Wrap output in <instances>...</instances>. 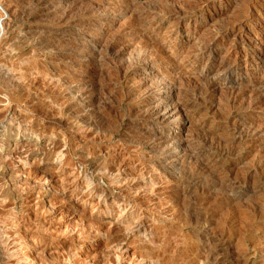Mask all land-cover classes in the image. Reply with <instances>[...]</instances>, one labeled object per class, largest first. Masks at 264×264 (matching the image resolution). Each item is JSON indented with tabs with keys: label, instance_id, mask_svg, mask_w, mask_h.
<instances>
[{
	"label": "rangeland",
	"instance_id": "rangeland-1",
	"mask_svg": "<svg viewBox=\"0 0 264 264\" xmlns=\"http://www.w3.org/2000/svg\"><path fill=\"white\" fill-rule=\"evenodd\" d=\"M0 1V264H264V0Z\"/></svg>",
	"mask_w": 264,
	"mask_h": 264
},
{
	"label": "bare ground",
	"instance_id": "bare-ground-1",
	"mask_svg": "<svg viewBox=\"0 0 264 264\" xmlns=\"http://www.w3.org/2000/svg\"><path fill=\"white\" fill-rule=\"evenodd\" d=\"M69 1H70V0H69ZM132 1H133V0H132ZM72 2H73V1H72ZM74 2H75V1H74ZM74 2L71 3V4H75V3H76V2H75V3H74ZM126 2H127V1H126ZM66 3H70V2H67V1H66ZM71 4H70V5H71ZM78 4H80V2H79ZM66 5H67V4H66ZM66 5H65V6H66ZM70 5H68V6H70ZM75 5H77V4H75ZM75 5H74L73 7H75ZM71 6H72V5H71ZM88 6H89V5H88ZM88 6H86V7H88ZM92 6L94 7L93 3H92ZM0 7H1V8L4 7V6L2 7L1 1H0ZM86 7H85V9H87ZM97 7L99 8V5H98ZM120 7H121V6H120ZM4 8H5V7H4ZM7 8H8V7H7ZM7 8H5V9H7ZM66 8H67V7H66ZM69 8H70V7H69ZM90 8H91V7H90ZM90 8H89V9H90ZM70 9H71V8H70ZM89 9H88V10H89ZM120 9H122V8H120ZM248 9H249V8H248ZM55 10H56V9H55ZM67 10H68V8H67ZM71 10H72V9H71ZM88 10H87V11H88ZM94 10H95V9H94ZM148 10H149V9H148ZM148 10H147V11H148ZM6 11H7V10H6ZM73 11H74V10H73ZM89 11H90V10H89ZM91 11H92V10H91ZM121 11H123V9H122ZM127 11H128V10H127ZM129 11H130V10H129ZM129 11H128V12H129ZM150 11H151V10H149L148 12H150ZM248 11H249V10H248ZM66 12H67V11H66ZM94 12H95V11H94ZM124 12H125V11H124ZM152 12H153V11H152ZM245 12H246V11H245ZM53 13H54V12H53ZM68 13H69V12H68ZM95 13H96V12H95ZM122 13H123V12H122ZM126 13H127V12H126ZM126 13H124V14H126ZM63 14H64V13H63ZM66 14H67V13H66ZM97 14H99V13L97 12ZM124 14H122V15H124ZM144 14H146V13H144ZM237 14H238V13H237ZM252 14H253V13H252ZM74 15H75V14H74ZM104 15H105V14H104ZM137 15H138V14H137ZM247 15H248V14H247ZM7 16H8V15H7ZM63 16H64V15H63ZM68 16H69V15H68ZM101 16H102V15H101ZM101 16H100V17H101ZM108 16H109V15H108ZM114 16H116V15H114ZM130 16H131V15H130ZM151 16H152V15H151ZM248 16H249V15H248ZM58 17H59V16H58ZM105 17H106V16H105ZM128 17H129V16H128ZM128 17H127V18H128ZM114 18H115V17H114ZM131 18H132V16H131ZM131 18H130V19H131ZM136 18H137V17H136ZM138 18H141V17L138 16ZM148 18H149V17H148ZM148 18H146V19H148ZM154 18H155V14H154ZM156 18H157V17H156ZM65 19H66V18H65ZM146 19H145V20H146ZM152 19H153V18H152ZM176 19H177V18H176ZM176 19H175V21H176ZM238 19H239V18H238ZM137 20H138V19H137ZM142 20H143V19H142ZM171 20H172V19H171ZM61 21H62V20H61ZM128 21H129V20H128ZM133 21H134V20H133ZM173 21H174V20H173ZM175 21H174V22H175ZM178 21H179V20H178ZM130 22H132V21H130ZM134 22H135V21H134ZM141 22H142V21H141ZM141 22H140V23H141ZM156 22H157V21H156ZM158 22H159V21H158ZM165 22H166V21H165ZM174 22H173V23H174ZM126 23H127V22H126ZM128 23H129V22H128ZM176 23H177V22H176ZM243 23H244V22H243ZM243 23H242V24H243ZM123 25H124V24H123ZM123 25H120V26L123 27ZM135 25H136V24H135ZM137 25H138V24H137ZM149 25H150V24H149ZM154 25H155V24H154ZM144 26H145V25H144ZM155 26H156V25H155ZM172 26H173V25H172ZM232 26H233V25H232ZM6 27H7V26H6ZM130 27H131V26H130ZM135 27H137V26H135ZM149 27H150V26H149ZM153 27H154V26H153ZM153 27H152V28H153ZM176 27H177V25H176ZM230 27H231V26H230ZM118 28H119V27H118ZM118 28H117V29H118ZM126 28H128V30H130V33H131V29H129V27H126ZM132 28H133V26H132ZM177 28H178V27H177ZM243 28H244V27H243ZM3 29H4V28H3ZM119 29H121V28H119ZM124 29H125V28H124ZM144 29H145V28H144ZM228 29H229V28H228ZM237 29H238V28H237ZM241 29H242V28H241ZM136 30H137V29H136ZM139 30H141V29L139 28ZM142 30H143V29H142ZM142 30H141V31H142ZM176 30H177V29H176ZM125 31H127V30H125ZM125 31H123L122 33H124ZM141 31H140V32H141ZM117 32H119V30H118ZM132 32H133V31H132ZM135 32H136V31H135ZM2 33H3V32H2ZM5 33H6V32H5ZM122 33H121V34H122ZM141 33H142V32H141ZM223 33H224V32H223ZM117 34H118V33H117ZM114 35H116V34H114ZM114 35H113V36H114ZM217 35H218V34H217ZM233 35H234V34H233ZM121 36H122V35H121ZM133 36H134V34H133ZM137 36H138V35H137ZM166 36H167V35H166ZM225 36H226V35H225ZM234 36H235V35H234ZM3 37H4V36H3ZM114 37H115V36H114ZM131 37H132V36H131ZM221 37H222V36H221ZM262 37H263V36H262ZM117 38H119V36H118ZM134 38H135V36H134ZM212 38H213V37H212ZM110 39H111V38H109V40H110ZM128 39H129V38H128ZM128 39H127V40H128ZM215 39H216V38H215ZM253 39H254V38H253ZM119 40H120V39H119ZM123 40H124V39H123ZM123 40H122V41H123ZM207 40H208V39H207ZM225 40H226V38H225ZM110 41H111V40H110ZM263 41H264V40H263ZM108 42H109V41H108ZM108 42H105V43H106L105 45L108 44V46H109V43H108ZM114 42H115V41H114ZM127 42H128V41H127ZM221 42H222V41H221ZM238 42H239V40H238ZM122 43H123V42H122ZM208 43L211 44L210 41H209ZM231 43H233V41H232ZM254 44H255V43H254ZM117 45H118V44H117ZM124 45H125V44H124ZM258 45H259V44H258ZM102 46H103V45H102ZM114 46H115V45H114ZM204 46H205V45H204ZM232 46H233V45H232ZM261 46H262V45H261ZM109 47H110V46H109ZM118 47H121V45L118 46ZM123 47H124V46H123ZM125 47H127V46H125ZM197 47H198V46H197ZM201 47H202V46H201ZM258 47H260V46H258ZM258 47H257V48H258ZM263 47H264V46H263ZM104 48H105V46H104ZM111 48H112V47H111ZM129 48H130V46H129ZM177 48H178V47H177ZM231 48H232V47H231ZM260 48H261V47H260ZM107 49H108V48H107ZM115 49H116V48H115ZM115 49H114V50H115ZM117 49H118V48H117ZM117 49H116V50H117ZM121 49H122V47H121ZM121 49H120V50H121ZM127 49H128V47H127ZM175 49H176V48H175ZM198 49H199V48H198ZM198 49H197V50H198ZM202 49H203V47H202ZM215 49H216V48H215ZM229 49H230V48H229ZM102 50H103V49H102ZM116 50H115V51H116ZM120 50H119V51H120ZM131 50H132V49H131ZM137 50H138V48H137ZM169 50H170V49H169ZM203 50H204V49H203ZM110 51H111V50H110ZM112 51H113V50H112ZM115 51H114V52H115ZM117 51H118V50H117ZM123 51H124V50H123ZM123 51H122V53H123ZM140 51L142 52V50H140ZM144 51H145V50H144ZM144 51H143V52H144ZM162 51H163V50H162ZM207 51H208V50H207ZM129 52H132V51H129ZM145 52H146V51H145ZM149 52H150V51H149ZM208 52H209V51H208ZM208 52H207V53H208ZM105 53H106V52H105ZM112 53H113V52H112ZM115 53H116V52H115ZM115 53H114V54H115ZM139 53H140V52H139ZM152 53H153V52H152ZM154 53H155V51H154ZM159 53H160V52H159ZM198 53H199V52H198ZM107 54H108V53H107ZM118 54H119V53H118ZM127 54H130V53L127 52ZM146 54H147V53H146ZM150 54H151V53H150ZM165 54H166V53L164 52V56H165ZM168 54H169V52H168ZM170 54H171V53H170ZM176 54H177V53H176ZM179 54H180V53H179ZM213 54H214V53H213ZM102 55H103V53H102ZM109 55H110V53H109ZM120 55H121V52H120ZM120 55H119V56H120ZM140 55H141V54H139V56H140ZM154 55H157V54H154ZM154 55H153V56H154ZM158 55H159V54H158ZM161 55H162V53H161ZM224 55H226V54H224ZM111 56H112V55H111ZM111 56H110V57H111ZM113 56H114V55H113ZM122 56H123V55H122ZM122 56H121V57H122ZM124 56H125V54H124ZM148 56H149V55H148ZM153 56H151V57H153ZM166 56H167V55H166ZM166 56H165V58H166ZM168 56H169V55H168ZM110 57H109V58H110ZM115 57H116V55H115ZM115 57H114V58H115ZM121 57H120V58H121ZM126 57H129V55L125 56V61H124V62H126V59H127ZM134 57H135V59H137L136 55H135ZM154 57H155V56H154ZM154 57H153V58H154ZM160 57H162V56H160ZM169 57H170V56H169ZM223 57H224V56H223ZM117 58H118V57H117ZM120 58H119V60H120ZM129 58L132 59L133 56H132V57L130 56ZM129 58H128V60H129ZM146 58H147V56H146ZM146 58H145V59H146ZM167 58H168V57H167ZM167 58H166V59H167ZM220 58H221V57H220ZM122 59H124V58H122ZM138 59H139V58H138ZM149 59H151V58H149ZM149 59H148V60H149ZM157 59H158V58H157ZM161 59H163V58H161ZM166 59H165V60H166ZM228 59H229V58H228ZM110 60H112V59L110 58ZM115 60H116V59H115ZM115 60H114V61H115ZM174 60H175V59H174ZM108 61H109V60H108ZM144 61H146V60H144ZM149 61H150V63L152 62L151 60H149ZM156 61H157V60H156ZM158 61H159V59H158ZM158 61H157V62H158ZM167 61L169 62V60H167ZM170 61H171V60H170ZM218 61H219V60H218ZM119 62L122 63L121 60H120ZM119 62H118V63H119ZM131 62H132V61H131ZM133 62H134V59H133ZM136 62H137V61H136ZM136 62H134V63H136ZM139 62H141V61L139 60ZM163 62H164V61H163ZM172 62H173V61H172ZM223 62H224V61H223ZM223 62L221 63L220 67L223 65ZM128 63H129V61H128ZM144 63H145V62H144ZM155 63H156V62H155ZM162 64H163V63H162ZM170 64H173V63H170ZM175 64H176V62H175ZM217 64H218V63H217ZM226 64H228V63H226ZM115 65H116V64H115ZM118 65H119V64H118ZM125 65H127V64H125ZM152 65H153V64H152ZM157 65H158V64H156V66H157ZM160 65H161V64H160ZM116 66H117V65H116ZM122 66H123V65H122ZM165 66H169V65L167 64V65H165ZM228 66H229V65H228ZM120 67H121V65H120ZM127 67H128V66H126V67H121V68L124 69V68H127ZM158 67H160V66L158 65ZM218 67H219V66H218ZM223 67H225V66H223ZM226 67H227V65H226ZM117 68H118V67H117ZM117 68H116V69H117ZM216 69H217V68H216ZM118 70H119V69L115 70V72L118 71ZM121 70H122V69H121ZM221 70H222V69H221ZM224 70H225V69H224ZM228 70H229V68H228ZM122 71H124V70H122ZM126 71H127V69H126ZM126 71H125V72H126ZM225 71H226V70H225ZM226 72H228V71H226ZM118 73H119V72H118ZM130 73H131V72H130ZM162 73H163V72H162ZM165 73H166V72H165ZM220 73H221V72H219V75H220ZM222 73H223V72H222ZM115 74H116V73H115ZM119 74H122V73H119ZM124 74H125V73H124ZM157 74H158V73H157ZM166 74H167V73H166ZM216 74H217V73H216ZM222 75H225V74H222ZM116 76H117V75H116ZM123 76H124V75H123ZM125 76H126V75H125ZM125 76H124V77H125ZM162 76H164V75H162ZM162 76H161V77H162ZM217 76H218V74H217ZM217 76H216V77H217ZM220 76H221V75H220ZM120 77H121V76H120ZM132 77H133V76H132ZM165 77H166V76H165ZM162 78H163V77H162ZM166 78H167V77H166ZM174 78H175V77H174ZM256 78H257V77H256ZM256 78H255V79H256ZM121 79H122V78H121ZM131 79H132V78H130V80H131ZM134 79H135V77H134ZM144 79H145V78H144ZM164 79H165V78H164ZM170 79H171V77H170ZM127 80H128V79H127ZM130 80H129V81H130ZM140 80H141V78H140L138 81H140ZM159 80H161V79H160V76H159V78H158V81H159ZM138 81H137V83H138ZM146 81H147V79H146ZM158 81H157V83H159ZM161 81H163V80H161ZM220 81H221V80H220ZM144 82H145V81H144ZM164 82H165V81H164ZM129 83H130V82H129ZM134 83H135V82H134ZM149 83H150V82H149ZM149 83H148V84H149ZM160 83H161V82H160ZM169 83H170V82H169ZM169 83H168V84L166 83L167 86L163 88L164 91L170 93V92H172L173 90L178 89L177 84H175V83H174V84H169ZM171 83H172V80H171ZM230 83H231V82H230ZM131 84H132V83H131ZM138 84H139V83H138ZM138 84H137L138 87H135V86L133 85V86L135 87V90H134V91L139 90V88H140V87H139L140 84H139V85H138ZM145 84H146V83H145ZM150 84H151V83H150ZM166 84H165V85H166ZM207 84H208V83H207ZM129 85H130V84L126 85V88H128L127 86H129ZM135 85H136V84H135ZM141 85H142V84H141ZM146 85H147V84H146ZM151 85H153V84H151ZM154 85H155V84H154ZM214 85H215V82H211V83H209L206 92L211 93V92H212V87H213ZM232 85H234V84H232ZM89 86H90V85H89ZM93 86H94V85H93ZM149 86H150V85H149ZM156 86H157V85H156ZM159 86H160V85H159ZM162 86H163V85H162ZM216 86H217V85H216ZM248 86H249V85H248ZM134 87H132V88H134ZM151 87H152V86H151ZM93 88H94V87H93ZM126 88H125V89H126ZM129 88H131V87H129ZM143 88H145V87H143ZM143 88H142V90H143ZM153 88H154V87H153ZM153 88H152V89H153ZM157 88H158V87H157ZM236 88H237V87H236ZM246 88H247V87H246ZM82 89H83V88H82ZM152 89H151V90H152ZM155 89H156V88H155ZM159 89H160V88H159ZM198 89H199V88H198ZM204 89H205V88H204ZM217 89H219V88H217ZM217 89H216V90H217ZM237 89H238V88H237ZM240 89H241V88H240ZM242 89H243V88H242ZM263 89H264V80H263V81L260 80V81L255 82L254 87H252V88L250 89V91H251V93L255 94V93H258V92L260 93V91H262ZM87 90H88V89H87ZM91 90H92V89H91ZM94 90H95V89H94ZM128 90H129V89H128ZM128 90H127V91H128ZM161 90H162V89H161ZM233 90H234V89H233ZM245 90H246V89H245ZM247 90H249V88H248ZM85 91H86V90H85ZM127 91H126V92H127ZM139 91H140V90H139ZM145 91H146V90H145ZM196 91L198 92L199 90H196ZM242 91H243V90H242ZM263 91H264V90H263ZM86 92H89V91H86ZM126 92H124V93L126 94ZM128 92H129V91H128ZM132 92H133V91H132ZM149 92H150V91H149ZM178 92H179V91H178ZM201 92H202V91H201ZM206 92H203V93H206ZM238 92H239V90H238ZM245 92H246V91H245ZM89 93H90V92H89ZM122 93H123V92H122ZM124 93H123V94H124ZM133 93H134V92H133ZM133 93H132V94H133ZM137 93H138V92H137ZM137 93H136V94H137ZM152 93H153V92H152ZM176 93H177V92H176ZM195 93H196V92H194V96H196ZM199 93H200V92H198V94H199ZM232 93H233V92H232ZM232 93H231V97L233 98L234 96H232ZM77 94H78V93H77ZM81 94H82V92H81ZM130 94H131V93L126 94V95H130ZM140 94H141V93H140ZM142 94H143V93H142ZM142 94H141V95H142ZM148 94H149V93H148ZM158 94H159V93H158ZM178 94H179V93H178ZM178 94H177V95H178ZM187 94H188V92H187ZM200 94H201V93H200ZM200 94H199V95H200ZM215 94H216V93H215ZM243 94H245V93H243ZM261 94H262V93H261ZM88 95H90V94H88ZM137 95H138V94H137ZM209 95H210V94H209ZM258 95H259V94L254 95V96H258ZM124 96H125V95H124ZM131 96H132V95H131ZM133 96H134V98H135V95H133ZM142 96H143V95H142ZM145 96H146V95H145ZM151 96H152V95H151ZM158 96H159V95H158ZM169 96H170V95H169ZM175 96H176V95H175ZM188 96H189V95H188ZM236 96H237V95H235L234 98H237ZM241 96H242V95H241ZM244 96H245V95H244ZM250 96H252V95H249V98H248L247 100H249V99L251 98ZM259 96H260V95H259ZM120 97H121V96H120ZM129 97H130V96H129ZM163 97H164V95H163ZM165 97H166V96H165ZM173 97H174V96H173ZM184 97H185V95H184ZM191 97H192V96H191ZM242 97H243V96H242ZM242 97H241V98H242ZM121 98H123V97H121ZM126 98H127V97H126ZM131 98H132V97H130V99H131ZM134 98H132V100H134ZM170 98H171V97H170ZM177 98H178V97L176 96V99H177ZM186 98H187V97H186ZM192 98H194V97H192ZM200 98H201V97H200ZM211 98H212V97H211ZM211 98H210V99H211ZM232 98H231V99H232ZM244 98H246V96H245ZM253 98L255 99V97H253ZM260 98H261V97H260ZM262 98H263V97H262ZM25 99H26V98H25ZM79 99H80V98H78V100H79ZM85 99H86V98H85ZM135 99H136V98H135ZM194 99H195V98H194ZM194 99H193V100H194ZM197 99H198V98H197ZM210 99H209V100H210ZM76 100H77V99H76ZM86 100H87V99H86ZM164 100H166V98H164ZM168 100H169V98H168ZM170 100H171V99H170ZM179 100H180V99H178V101H179ZM182 100H183V99H182ZM198 100H199V99H198ZM206 100H207V99H206ZM213 100H214V99H213ZM240 100H241V99H240ZM261 100H262V99H261ZM261 100H259V101L261 102ZM84 101H85V100H84ZM128 101H129V100H128ZM136 101H137V100H136ZM166 101H167V100H166ZM185 101H186V100H185ZM187 101H188V100H187ZM195 101H196V100H195ZM203 101H205V100L203 99ZM235 101H236V100H235ZM242 101H244V100H242ZM249 101H250V100H249ZM251 101H252V99H251ZM251 101H250V102H251ZM76 102H77V101H76ZM79 102H80V101H79ZM144 102H145V101H144ZM193 102H194V101H193ZM238 102H239V101H238ZM253 102H254V104H255V100L252 101V103H253ZM256 102H257V101H256ZM84 103H85V102H84ZM142 103H143V102H142ZM145 103H146V102H145ZM154 103H155V102H154ZM187 103H188V102H187ZM201 103H202V102H201ZM232 103H233V101H232ZM246 103H248V102H246ZM262 103H263V102H262ZM135 104H136V103H135ZM140 104H141V103H140ZM191 104H192V103H191ZM196 104H197V103H196ZM236 104H237V103H236ZM242 104H243V103H242ZM247 105L249 106V104H246V107H247ZM255 105H256V104H255ZM262 105H263V104H262ZM80 106H81V105H80ZM148 106H149V105H148ZM183 106H184V105H183ZM192 106H193V105H192ZM238 106H239V105H238ZM256 106H257V105H256ZM78 107H79V106H77V108H78ZM138 107H139V106H138ZM146 107H147V106H146ZM243 107L246 109L245 104H244ZM249 107H250V106H249ZM254 107H255V106H254ZM260 107H261V106H260ZM77 108H76V109H77ZM183 108H184V107H183ZM191 108H192V107H191ZM193 108H195V107H193ZM247 108H248V107H247ZM252 108H253V107H252ZM256 108H258V107H256ZM47 109H48V108H47ZM74 109H75V107H74ZM76 109H75V110H76ZM143 109H144V108H143ZM249 109H250V108H249ZM133 110H135V109H133ZM137 110H138V109H137ZM145 110H146V111H143V110L141 109V111L146 112L147 115H149V116H153L154 114H158V113H160V114L162 115L163 112L170 113V114H171V112H173V113H174V112H175V113H178L179 111H182V103H181V102H176V101H175V102H170V103H165V102H164V103H156V104H154V105H152V106L146 108ZM141 111H139V113H140ZM184 111H185V110H184ZM186 111H187V108H186ZM73 112H74V111H73ZM182 112H183V111H182ZM137 113H138V112H137ZM183 113H184V112H183ZM192 113H193V112H192ZM141 114H142V113H141ZM160 114H159V115H160ZM136 115H137V114H136ZM184 115H185V114H184ZM184 115H183V116H184ZM78 116H79V115H78ZM141 116H142V115H140V117H141ZM155 116H156V115H155ZM155 116H153V117H155ZM157 116H158V115H157ZM166 116H167V115H166ZM178 116H179V114H178ZM153 117H152V119H153ZM160 117H161V116H160ZM164 117H165V115H164ZM175 117H176V116H175ZM83 118H84V117H83ZM141 118H142V117H141ZM166 118H167V117H166ZM179 118H180V117H179ZM139 119H140V118H139ZM143 119H144V118H143ZM148 119H149V118H148ZM148 119H147V120H148ZM160 119H161V118H160ZM162 119H163V118H162ZM145 120H146V119H145ZM172 120H173V119H172ZM59 121H60V120H59ZM155 121H156V120H155ZM159 121H160V120H159ZM169 121H170V120H169ZM173 121H174V120H173ZM173 121H172V122H173ZM153 122H154V121H153ZM163 122H164V121H163ZM167 122H168V121H167ZM170 122H171V121H170ZM235 124H236V123H235ZM244 124H245V123H244ZM230 125H231V124H230ZM17 126H18V125H17ZM232 126H234V125L232 124ZM232 126H230V127L232 128ZM237 126H238V125H237ZM237 126H235L236 129H237ZM239 126H241V125H239ZM239 126H238V127H239ZM249 126H250V125H249ZM18 127H19V126H18ZM138 127H140V126H138ZM245 127H247V126H245ZM250 127H251V126H250ZM233 128H234V127H233ZM242 128H243V127H242ZM242 128H241V131H242ZM134 129H135V128H134ZM229 129H230V128H229ZM229 129H228V130H229ZM244 129H246V128H244ZM247 129H249V128H247ZM137 130H140V129L137 128ZM137 130H135V131L137 132ZM144 130H145V129H144ZM234 130H235V129H234ZM237 130H238V129H237ZM254 130L256 131V128H254ZM229 131H230V130H229ZM238 131H239V130H238ZM243 131H244V130H243ZM243 131H242V132H243ZM248 131H249V130H248ZM248 131H247V132H248ZM250 131H251V130H250ZM258 131H259V130H258ZM136 132H135V134H136ZM143 132H144V131H143ZM143 132H142V133H143ZM146 132H147V131H146ZM146 132H145V134L148 133V132H147V133H146ZM245 132H246V131H245ZM251 132H252V131H251ZM137 133H138V132H137ZM139 133H140V131H139ZM159 133H160V132H159ZM238 133H239V132H238ZM243 133H244V132H243ZM243 133H241V134H243ZM230 134H231V133H230ZM232 134H233V132H232ZM249 134H250V133H249ZM123 135H124V134H123ZM143 135H144V133H143ZM166 135H167V134H166ZM166 135H165V136H166ZM244 135H245V133H244ZM252 135H253V134H252ZM254 135H255V133H254ZM125 136H126V135H125ZM137 136H138V135H137ZM139 136H141V135H139ZM145 136H146V135H145ZM162 136H163V135H162ZM162 136H160V137H162ZM235 136H237V133H236ZM235 136H234V137H235ZM238 136H239V135H238ZM250 136H251V135H250ZM133 137H134V136H133ZM148 137H149V136H148ZM148 137H147V138H148ZM156 137H157V136H156ZM163 137H164V136H163ZM253 137H254V136H253ZM137 138H138V137H137ZM137 138H135V139L137 140ZM151 138H152V137H151ZM151 138H149V140H150ZM222 138H223V137H222ZM227 138H228V136H227ZM227 138H226V139H227ZM231 138H233V137L231 136ZM235 138H236V137H235ZM243 138H244V137H243ZM247 138H250V137H248V135H247ZM206 139H207V138H206ZM206 139H205V140H206ZM236 139H237V138H236ZM241 139H242V138H241ZM139 140L141 141V138H140ZM219 140H220V139H219ZM229 140H230V137H229ZM238 140H240V138L237 139V141H238ZM242 140H243V139H242ZM137 141H138V140H137ZM137 141H136V142H137ZM144 141L147 142V139H146V140L144 139ZM151 141H152V142H151L150 145H151L152 147H158V146H161V145H163V144L165 143V141H163L162 139H161V140L153 139V140H151ZM173 141H176V140H173ZM177 141H178V140H177ZM179 141H181V139H180ZM179 141H178L177 144H179ZM203 141H204V140H203ZM209 141H211V140H209ZM225 141H226V140H225ZM243 141H244V140H243ZM248 141H249V140H248ZM138 142H139V141H138ZM138 142H137L136 144H138ZM221 142H222V141H221ZM231 142H232V139H231ZM238 142H239V141H238ZM132 143H133V142H132ZM147 143H148V142H147ZM147 143L144 144V145L142 144V145L145 146V145H147ZM169 143H171V142H169ZM169 143H168L167 145H169ZM175 143H176V142H175ZM209 143H211V142H209ZM217 143H218V142L216 141V144H217ZM233 143H234V142H233ZM140 144H141V143H140ZM213 144H214V143H213ZM213 144H212V145H213ZM216 144H215V145H216ZM220 144H221V143H220ZM220 144H219L218 146H220ZM222 144H225V142H224V143L222 142ZM252 144H253V143H252ZM167 145H166V147H167ZM170 145H171V144H170ZM204 145H205V144H204ZM206 145H207V144H206ZM215 145H214V146H215ZM235 145H236V144H235ZM237 145H238V144H237ZM241 145H242V144H241ZM247 145H248V144H247ZM174 146H176V145H174ZM174 146H173V147H174ZM177 146H178V145H177ZM202 146H203V145H202ZM208 146H209V145H208ZM214 146H213V147H214ZM221 146H222V145H221ZM224 146H226V149H227V145H224ZM148 147H149V146H148ZM163 147H164V146H163ZM206 147H207V146H206ZM206 147H205V148H206ZM213 147H211V149H212ZM234 147H235V146H234ZM246 147H248V146H246ZM137 148H138V146H137ZM171 148H172V147H171ZM171 148L169 149V148L167 147V150L165 149V151H166V153L168 154V156H170V155L173 154V151H172L173 149L171 150ZM217 148H219V147H217ZM217 148H216V149H217ZM230 148H231V147H230ZM249 148H250V147H249ZM159 149H160V153H161L163 150L161 151V147H160ZM176 149H177V148H176ZM176 149H175V150H176ZM203 149H204V148H203ZM207 149H209V147H208ZM214 149H215V148H214ZM144 150H145V149H144ZM151 150H152V149H151ZM155 150H156V149H155ZM157 150H158V148H157ZM181 150H183V149L181 148ZM212 150H213V149H212ZM222 150H223V149H222ZM228 150L230 151V149H228ZM232 150H234V148H233ZM139 151H140V150H139ZM146 151H147V150H146ZM148 151H149V150H148ZM176 151H177V150H176ZM176 151H175V153H176ZM178 151L180 152V150H178ZM209 151H210V150H209ZM225 151H226V150H225ZM25 152H26V151H25ZM25 152H24V153H25ZM157 152H159V151H157ZM206 152H207V151H206ZM227 152H228V151H227ZM232 152H233V151H232ZM21 153H22V152H19V151H18V153L16 152V155H15L16 157H15V158L23 159V160L25 159V160H26L25 157H22V156H21ZM160 153H159V154H160ZM166 153H165V154H166ZM177 153H178V152H177ZM211 153H212V152H211ZM211 153H210V154H211ZM161 154H162V153H161ZM214 154H215V153H214ZM214 154H212V155H214ZM24 155H25V154H24ZM156 155H158V153H157ZM162 155H163V154H162ZM181 155H182V153H181ZM227 155H228V154H227ZM229 155L231 156L230 153H229ZM178 156H179V155H178ZM225 156H226V154H225ZM225 156H224V157H225ZM21 157H22V158H21ZM160 157H161V156H160ZM173 157H174V156H173ZM214 157H215V156H214ZM222 157H223V156H222ZM224 157H223V158H224ZM141 158H142V157H141ZM156 158H157V157H156ZM162 158H163V157H162ZM164 158H165V157H164ZM174 158H175V157H174ZM181 158H183V156H182ZM170 159H171V158H170ZM172 159H173V158H172ZM216 159H217V158H216ZM14 160H15V159H14ZM168 160H169V159H168ZM168 160H167V162H166V160H165V162L168 163ZM176 160H177V157L175 158V161H176ZM213 160H214V159H213ZM218 160H219V159H218ZM228 160H229V159H228ZM230 160H231V159H230ZM142 161H144V160H142ZM142 161H141V162H142ZM157 161H158V160H157ZM159 161H160V160H159ZM181 161H182V160H181ZM215 161H217V160H214V163H215ZM225 161H226V160H225ZM171 162H172V161H171ZM232 162H233V161H232ZM235 162H236V161H235ZM146 163H147V162H146ZM146 163H143V164L146 165ZM148 163H149V162H148ZM153 163H154V162H153ZM154 164H155V163H154ZM231 164H232V163H231ZM140 165H141V163H140ZM144 165H142V166H144ZM160 165H161V164H160ZM167 165H169V163H168ZM156 166H158V165L156 164L155 167H156ZM165 166H166V165H165ZM151 167H152V165H151ZM153 167H154V166H153ZM153 167H152V168H153ZM152 168H150V170H151ZM167 168L169 169V167H167ZM143 169H144V167H143ZM147 170H148V169H147ZM122 171H123V170H122ZM122 171L119 170V169H117V170L115 171V172H116V175H118V176H116V175L114 176V175H113L114 173H113V174L111 173V175H113V180H114L115 182H118V181H121V180H123V181H124V180H127V177H128L127 174L124 173V172H122ZM152 171H154V170H152ZM219 171H220V170H219ZM221 171H222V170H221ZM221 171H220V172H221ZM105 172H106V171H105ZM125 172H126V171H125ZM162 172H163V171H162ZM213 172H214V171H213ZM216 172H217V171H216ZM216 172H215V173H216ZM220 172H219V173H220ZM107 174H108V173H107ZM213 174H214V173H213ZM216 174H217V173H216ZM224 174H225V172H224ZM224 174H223V175H224ZM159 175H160V174H159ZM161 175H162V174H161ZM243 175H245V174H243ZM165 176H166V175H165ZM224 176H225V175H224ZM248 176H249V175H248ZM108 177H109V176H108ZM226 177H227V175H226ZM235 177H236V176H235ZM241 177H242V176H241ZM223 178H224V177H223ZM223 178L220 177V180L222 179V181L224 182L225 179L223 180ZM231 178H232V177H231ZM231 178H230V179H231ZM236 178H237V177H236ZM236 178H235V179H236ZM242 178H243V177H242ZM249 178H250V177H249ZM75 179H76V178H75ZM111 179H112V178H111ZM218 179H219V178H218ZM218 179H217V181H220V180H218ZM235 179H234V180H235ZM238 179H239V178H238ZM113 180H112V181H113ZM234 180H233V178H232V181H234ZM73 181H74V180H73ZM128 181H129V180H128ZM132 181H133V180H132ZM229 181H230V180H229ZM242 181H244V180L242 179ZM248 181H249V180H248ZM126 182H127V181H126ZM129 182H130V181H129ZM129 182H127V183H129ZM133 182H134V181H133ZM239 182H240V181H239ZM76 183H77V181H76ZM118 183H119V182H118ZM224 183H225V182H224ZM226 183H227V182H226ZM226 183H225V184H226ZM228 183H229V182H228ZM237 183H238V182H237ZM241 183H242V182H240V184H241ZM123 185H124V184H123ZM143 185H144V184H143ZM229 185H231V184H229ZM229 185H228V186H229ZM136 186H137V184H135V183H130L129 185L126 186L125 189H126V190H132V189H134ZM220 186H221V185H220ZM220 186H219V187H220ZM232 186H233V185H232ZM235 186H236V185H235ZM238 186H239V185H238ZM137 187H138V186H137ZM219 187H218V188L216 187V188L219 190ZM236 187H237V186H236ZM221 188H222V186H221ZM223 188H224V187H223ZM231 188H232V187H231ZM234 188H235V187H234ZM238 188H239V187H238ZM230 190H231V189H230ZM220 191H221V189H220ZM224 191H228V190H227V189H224ZM217 192H219V191H217ZM231 192H232V190H231ZM220 193H222V192H220ZM224 193H225V192H224ZM216 194H217V193H216ZM228 194H230V193H227V195H228ZM227 195H226V198H228ZM212 196H213V195H212ZM216 196H217V195H216ZM216 196H215V197H216ZM222 196H223V195H222ZM231 196H232V195H231ZM233 196H234V195H233ZM233 196H232V197H233ZM223 198H224V197H223ZM223 198H222V200H223ZM230 198H231V197H230ZM104 199H105V198H104ZM220 199H221V198H220ZM100 200H101V198H100ZM125 200H126V199H125ZM125 200H124V201H125ZM231 200H232V199H231ZM103 201H104V200H103ZM227 201H228V199H227ZM110 202H111V201H110ZM113 202H114V201H113ZM220 202H221V201H220ZM224 202H225V199H224ZM102 203H103V202H102ZM122 203H123V202H122ZM124 203H126V202H124ZM113 204H114V203H113ZM118 204H119V203H118ZM132 205H133V204H132ZM132 205H131V206H132ZM122 206H123V205H122ZM122 206H121V207H122ZM128 206H129V205H127V207H128ZM134 206H136V205H134ZM123 207H124V206H123ZM220 207H221V206H220ZM123 209H124V208H123ZM125 209H126V208H125ZM130 210H131V209H130ZM130 210H129V211H130ZM134 210H135V209H134ZM123 211H125V210H123ZM127 211H128V210H127ZM136 212H137V210H136ZM253 212H254V211H253ZM249 213H250V212H249ZM249 213H248V214H249ZM129 214H131V213H128V215H126V216L129 217ZM134 214H135V213H134ZM251 214H252V212H251ZM253 215H254V214H253ZM131 216H132V215H131ZM247 216H248V215H247ZM251 217H252V216H251ZM247 218H248V217H247ZM245 219H246V218H245ZM246 220H247V219H246ZM248 220H249V219H248ZM254 220H255V219H254ZM256 221H257V220H256ZM244 222H245V221H244ZM244 222H243V225L245 224ZM246 222H247V221H246ZM252 222H255V221H252ZM252 222H251V223L249 222L250 225L252 224ZM251 226H252V225H251ZM246 227H249V226L246 225ZM251 228H252V227H251ZM249 230H251V229H249ZM221 238H223V237H221ZM260 238H261V237H260ZM223 239H224V238H223ZM260 240H261V239H260ZM263 240H264V239H263ZM263 240H262V241H263ZM225 242H226V241H225ZM260 242H261V241H260ZM29 257H30L29 254H26V255L24 256V258H26V259L29 258ZM33 262H34V260H33ZM35 262H36V261H35ZM37 262H38V261H37ZM37 262H36V263H37ZM263 262H264V261H263ZM36 263H35V264H36ZM221 264H222V263H221Z\"/></svg>",
	"mask_w": 264,
	"mask_h": 264
}]
</instances>
